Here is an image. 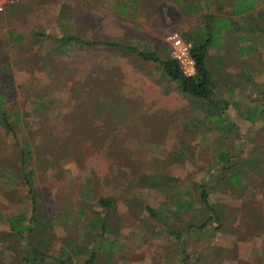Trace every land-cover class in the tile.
Masks as SVG:
<instances>
[{
  "label": "rangeland",
  "instance_id": "1",
  "mask_svg": "<svg viewBox=\"0 0 264 264\" xmlns=\"http://www.w3.org/2000/svg\"><path fill=\"white\" fill-rule=\"evenodd\" d=\"M4 1L0 88L6 109L23 122L18 141L0 130V264H27L25 252L38 248L58 260L68 257L67 264H85L94 251L96 264H264V112L249 113L255 107L248 104L233 111L231 105L226 119L233 127L225 134L157 65L122 49H61L48 39L117 40L166 61L172 58L170 36L193 48L183 35L201 34L208 15L228 18L233 27L222 33L229 32L231 44L210 49L209 67L216 98L244 101L245 88L237 86L234 96L221 83L243 82L249 61H261L260 69L251 66L264 76V0L237 17L232 5L240 0ZM246 36L257 48L249 59L235 49V39L238 44ZM220 58L225 65L219 68ZM24 143L35 154L26 168L20 162ZM222 153L240 154L238 167L247 172L241 187L227 183L231 171H220ZM253 159L256 166L247 162ZM28 172L39 194L41 226L20 238L8 219L31 222L23 185ZM202 185L219 222L200 203ZM100 198L117 204L105 212ZM179 199L194 209L178 212ZM106 216L112 226L102 238L94 222Z\"/></svg>",
  "mask_w": 264,
  "mask_h": 264
},
{
  "label": "trees",
  "instance_id": "2",
  "mask_svg": "<svg viewBox=\"0 0 264 264\" xmlns=\"http://www.w3.org/2000/svg\"><path fill=\"white\" fill-rule=\"evenodd\" d=\"M256 4V0H240L237 3L232 5V16L237 17L241 16L244 13H248L253 10ZM264 12L259 14V18L263 19ZM234 22L230 19L220 18L216 19L212 15L206 16V24L202 29L201 34H185L184 38L188 41H193L194 46L192 49V57L196 63L197 74L193 78H186L178 65V63L171 59L166 61L162 60L157 52L152 51L151 49L140 50L137 47L129 46L124 44L122 41L117 40H106V41H91L85 40L77 37H63L61 39H54L48 37L53 41H56L60 44L61 49H66L72 45L80 47H96L102 46L108 49H122L127 53L134 55L146 63H153L157 65L166 76L173 82H176L181 92L184 96L191 99L193 102V108L195 105H198L204 109L206 108L205 120H213L216 124L218 130H221L223 133H229L233 124H229L227 121L226 113L229 109V103L223 99L216 98L214 95V83L212 79V73L207 67V59L209 57V52L212 47H215L219 44V39H221L222 32L225 30H230L233 27ZM44 36V35H42ZM46 36H44L45 38ZM1 86V84H0ZM7 101L6 96L3 94L2 89L0 88V130L4 131L7 135L13 136L17 141L19 139V124L23 122V117L18 113L13 116L10 114L9 110L6 109ZM199 107V108H200ZM204 108V109H203ZM14 117V118H13ZM240 154L230 155L229 153H222L220 155V171L226 173L231 171V177L226 181L227 183L234 188L241 187L243 184V179H246L247 172L243 168L238 167L239 161L242 162ZM35 156L32 144L24 143V146L21 147L20 153V162L24 168L33 161ZM254 157L257 156V153L254 152ZM258 159V158H257ZM251 165L257 164L258 160H249L247 161ZM170 181V180H169ZM173 182H178V180H172ZM23 185L28 189V194L31 199L32 208H33V217L29 225H22L24 220L23 216L11 217L8 219L11 231L18 235L20 238H25L29 234H35V226L40 227L41 223L38 221L36 215L39 205V194L35 188L33 182V173L28 172L23 174ZM200 203L204 204L205 208L211 212L212 219L215 222H219L220 218L217 212V209L213 207L209 202V192L206 186L200 187ZM117 204V200L114 198H100L97 202L98 207L102 208L105 212H109L110 209L114 208ZM178 212H188L194 209V205L189 201H183L181 199L176 201ZM152 216H156L152 209H147ZM178 214V213H176ZM211 220V219H209ZM207 220L202 226H199V230H204L210 224V221ZM33 222H35L33 224ZM32 223V224H31ZM95 227L101 228L102 238L104 235L110 232L111 223L109 217H104L101 220H96L94 222ZM170 235L176 237V239L181 240L183 235L179 232H175L168 229ZM43 236V234H42ZM101 238V239H102ZM28 249V247H27ZM114 245L110 243L108 250H113ZM98 258L97 252H92L89 259L85 264H96ZM64 259V258H62ZM58 260L54 256L50 255L48 252L38 249H28L25 252L23 261L27 264H37V263H46L53 261L60 264L70 263L69 258L65 260ZM188 260V258H186Z\"/></svg>",
  "mask_w": 264,
  "mask_h": 264
},
{
  "label": "crops",
  "instance_id": "3",
  "mask_svg": "<svg viewBox=\"0 0 264 264\" xmlns=\"http://www.w3.org/2000/svg\"><path fill=\"white\" fill-rule=\"evenodd\" d=\"M262 18H264V17H262ZM226 19H228V18H226ZM256 24L257 23L251 24V25L257 26ZM227 33H229V32L222 33V36H221L222 42L221 41L219 42V46L221 48H224V44L225 45H228L229 43L231 44L230 41L232 39L230 38V36L229 37L227 36ZM249 33H252V31H249ZM258 37H259V39H261V36H258ZM235 41H236L235 47H237V48H235L237 50V55L244 56L245 59H249V58H252L257 53L256 44L255 45L252 44L250 37H247V36L241 37L238 44H237L238 39H235ZM240 42H242V44ZM216 46H218V45H216ZM228 55H231V54L223 53L220 57H223V56L228 57ZM209 57H210V52H209ZM209 57L207 59V67L209 68V70L212 73V70L209 67ZM252 64H255V66L258 64L259 69L262 65L261 61H257L256 63H255V61H249V63H248L249 67L246 69L247 70L246 74H244V72L242 73L243 82H241L239 84L231 85V83L230 84L227 83L228 79H225V81L221 83V87L225 90H228V93L233 92L237 86H240V87L246 89L244 91V93L246 92V95H243L244 97H246V99L244 101H242V100L235 101L234 100V102H231L229 99L218 97L219 99H223L229 103V109L226 113V117H227V114L230 112V106L231 105L233 106V111H237L235 107L247 106L246 104H248V107H253V106L255 107L253 109V112L251 110H249L250 111L249 113H257L256 110H258L259 113L264 112V97H263L264 96V86H263L264 85V76L261 75L260 71H256L255 68L253 66H251ZM217 65H219V68L223 67L225 65L224 59L220 58ZM240 76H241V74H240ZM212 79H213V83H214V95L216 96V93L218 91V83L215 82L217 80H216V77L214 76V73H212ZM232 94L234 96L238 95L237 91H234V93H232ZM252 94L254 96H252ZM247 97H250V98H247ZM252 97H255V98H252ZM262 97H263V99H262ZM253 118L254 117L251 115L248 116L249 121H253Z\"/></svg>",
  "mask_w": 264,
  "mask_h": 264
},
{
  "label": "built area",
  "instance_id": "4",
  "mask_svg": "<svg viewBox=\"0 0 264 264\" xmlns=\"http://www.w3.org/2000/svg\"><path fill=\"white\" fill-rule=\"evenodd\" d=\"M7 3L0 0V14L4 13ZM171 46V56L175 60L186 78H193L197 74L196 63L192 57V46L185 42L179 35H172L168 38Z\"/></svg>",
  "mask_w": 264,
  "mask_h": 264
}]
</instances>
